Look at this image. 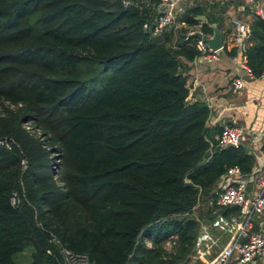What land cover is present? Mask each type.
Listing matches in <instances>:
<instances>
[{
	"label": "trees",
	"instance_id": "16d2710c",
	"mask_svg": "<svg viewBox=\"0 0 264 264\" xmlns=\"http://www.w3.org/2000/svg\"><path fill=\"white\" fill-rule=\"evenodd\" d=\"M155 3L0 0V264H19L26 247L30 264H60L59 245L90 264L155 263L172 230L187 259L214 214L216 180L232 164L250 169L241 144H215L220 125L206 126V103L186 99L181 57L198 49L183 32L203 7L186 5L183 25L152 34L142 23ZM243 55L258 75L259 17ZM143 234L154 247L137 241Z\"/></svg>",
	"mask_w": 264,
	"mask_h": 264
},
{
	"label": "built area",
	"instance_id": "2783aa9c",
	"mask_svg": "<svg viewBox=\"0 0 264 264\" xmlns=\"http://www.w3.org/2000/svg\"><path fill=\"white\" fill-rule=\"evenodd\" d=\"M184 2L185 0H156L152 23L144 21L142 27L150 28L151 33L156 34L166 26L176 28L183 25L176 16L182 11ZM263 3L264 0H240L241 7H248L254 17L264 21ZM230 19L233 25L228 35L240 51V57L235 62L250 75L251 71L243 55V38L250 31V23L236 17ZM201 21L197 18L187 25L183 32L184 37L195 31L204 32ZM195 44L198 49L196 55L207 61L217 59L219 52L225 47V43L221 42L218 47L211 48L204 39L196 35ZM258 76L264 80V59ZM242 86L241 76L230 77L228 87L231 92H238ZM241 135L240 125L224 122L220 125L215 144H238ZM2 142L8 144L7 141L0 140V143ZM212 191V202L216 206L214 214L211 218L202 219L205 222L201 221L188 258L191 261L198 258L202 264H249L256 259H264V229L256 228L252 224L253 217L264 211V163L246 172L241 171L237 164L227 166L220 176L219 184L214 186ZM15 199L14 195L11 196V202ZM226 207H236V210L227 213L219 210ZM177 238L176 231L168 232L165 235L164 247L170 249ZM149 242L146 241V244L149 245ZM58 250L60 264H90L83 252L73 251L62 245H59Z\"/></svg>",
	"mask_w": 264,
	"mask_h": 264
},
{
	"label": "crops",
	"instance_id": "0c3cea01",
	"mask_svg": "<svg viewBox=\"0 0 264 264\" xmlns=\"http://www.w3.org/2000/svg\"><path fill=\"white\" fill-rule=\"evenodd\" d=\"M188 4L203 7L204 20L208 25H216L220 29V37L225 47L218 58L207 61L197 55L182 61L186 64L183 73L187 86V101L199 100L206 103L209 113L205 124L207 127L221 125L224 122L240 124L242 135L239 141L245 151L252 156L250 168L264 163V80L252 73L246 74L236 64L240 51L229 38V30L233 25L231 17L248 20L254 17L248 7H241L240 0H185L183 8ZM264 8V3H263ZM179 14V13H178ZM205 14L217 20H207ZM211 33L210 31H205ZM247 36L243 38V42ZM234 49L233 53L230 51ZM235 56V57H234ZM239 75L243 86L236 93L229 90L228 81L231 76ZM215 137L217 135L214 132ZM220 177L214 183L219 184ZM252 224L264 229V211L255 215ZM264 259H256L249 264H262Z\"/></svg>",
	"mask_w": 264,
	"mask_h": 264
},
{
	"label": "rangeland",
	"instance_id": "374dc122",
	"mask_svg": "<svg viewBox=\"0 0 264 264\" xmlns=\"http://www.w3.org/2000/svg\"><path fill=\"white\" fill-rule=\"evenodd\" d=\"M238 125H240V124H238ZM202 200H204V198H202ZM202 200L200 197L197 198L196 204H197V207L199 209L204 208L205 203H202L201 202ZM200 213L201 212H198L196 214L199 215ZM199 225L201 226V223H199ZM166 234H168V233H166ZM165 235L160 239V241L158 243V248H159L158 258L161 259L162 261H156L153 259L152 261H155V263H149V262H145V263H148V264H202V261L198 258L191 261L190 258H188V256H187V259L182 258V257H176L178 254V238H177L175 244H173L172 247H170V249H167L164 247ZM152 236L153 235H151V234H143L142 236L137 238V241H141L143 247L146 249L152 248L155 246V244L153 243V240H152ZM148 240L150 241L149 245L146 244V241H148ZM192 246H193V244H192ZM192 246H190V248H189L188 255L190 254ZM29 250H30L29 247H26L21 252L15 253V255H14L15 260L19 264H30V262H29L30 261L29 260L30 259L29 258ZM262 264H264V263H262Z\"/></svg>",
	"mask_w": 264,
	"mask_h": 264
},
{
	"label": "water",
	"instance_id": "95a60500",
	"mask_svg": "<svg viewBox=\"0 0 264 264\" xmlns=\"http://www.w3.org/2000/svg\"><path fill=\"white\" fill-rule=\"evenodd\" d=\"M197 18L203 19L204 15L199 14L197 15ZM194 33L196 36L204 39L211 48L218 47L222 42L221 37H220V34H221L220 29L216 25L212 26L211 33H206V32L201 33L200 31H195ZM208 152H209V149H206L204 152V155H206ZM202 221L205 222V220H202Z\"/></svg>",
	"mask_w": 264,
	"mask_h": 264
}]
</instances>
